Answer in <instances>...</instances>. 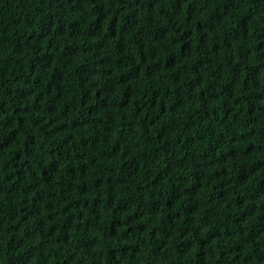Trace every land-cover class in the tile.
<instances>
[{
	"label": "trees",
	"instance_id": "1",
	"mask_svg": "<svg viewBox=\"0 0 264 264\" xmlns=\"http://www.w3.org/2000/svg\"><path fill=\"white\" fill-rule=\"evenodd\" d=\"M0 264H264V0H0Z\"/></svg>",
	"mask_w": 264,
	"mask_h": 264
}]
</instances>
